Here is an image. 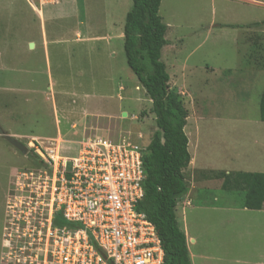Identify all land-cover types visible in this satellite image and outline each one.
Returning a JSON list of instances; mask_svg holds the SVG:
<instances>
[{
  "label": "rangeland",
  "instance_id": "obj_1",
  "mask_svg": "<svg viewBox=\"0 0 264 264\" xmlns=\"http://www.w3.org/2000/svg\"><path fill=\"white\" fill-rule=\"evenodd\" d=\"M254 1L260 5L234 0H162L159 16L167 26L165 39L170 46L161 50V61L168 63L169 89L180 94L189 118L205 111L204 100L197 94L189 96L190 84L177 77L171 66L172 47L182 43L178 59L185 60L187 72L201 80L203 75L237 69L245 45L231 44L232 36L214 39L217 32L209 36V27L264 21V0ZM131 5V0H0V264H23L29 255L18 249L28 239H16L14 225L1 222L3 201L12 194L13 175L18 172V182L22 171L44 167L33 149L25 157L4 136L25 146L30 138H38L46 147L57 138L60 153L70 155L82 136H108L147 147L157 130L151 101L127 67L123 52L120 34ZM262 85L239 97L240 104L246 103L242 110H232L230 105L241 94L232 96L233 100L228 95L222 116L210 122H253L259 117ZM210 140L207 151L214 146V158L220 151V135ZM186 174L191 175L185 173L191 186ZM24 188L19 190V200L30 195ZM242 199L235 189L199 188L193 215L191 208L183 212L176 207L180 229L187 234L194 224L201 234L200 245L189 244L194 264H264V240L254 237L252 224L245 222L258 212L242 209ZM205 227L211 228L205 231Z\"/></svg>",
  "mask_w": 264,
  "mask_h": 264
},
{
  "label": "built area",
  "instance_id": "obj_2",
  "mask_svg": "<svg viewBox=\"0 0 264 264\" xmlns=\"http://www.w3.org/2000/svg\"><path fill=\"white\" fill-rule=\"evenodd\" d=\"M48 143L30 138L24 145L44 167L22 171L17 182L21 192L27 187L30 193L19 200L15 231L16 239H28L18 248L29 253L22 263L163 264L157 230L136 211L144 194L146 147L82 136L73 153L62 155L57 138ZM55 216L65 225H54Z\"/></svg>",
  "mask_w": 264,
  "mask_h": 264
},
{
  "label": "trees",
  "instance_id": "obj_3",
  "mask_svg": "<svg viewBox=\"0 0 264 264\" xmlns=\"http://www.w3.org/2000/svg\"><path fill=\"white\" fill-rule=\"evenodd\" d=\"M123 26L126 65L151 101L156 131L142 156L143 197L136 211L154 225L161 240L163 264H191L185 234L179 229L176 203L188 191L182 174L190 162L184 133L187 111L179 96L169 89V75L161 61L167 45V26L159 16L161 0H131ZM263 26L264 21L253 24ZM259 120L264 122V89L259 99ZM221 190H238L241 208L259 211L264 204V173L219 174ZM54 225L65 222L55 216Z\"/></svg>",
  "mask_w": 264,
  "mask_h": 264
},
{
  "label": "crops",
  "instance_id": "obj_4",
  "mask_svg": "<svg viewBox=\"0 0 264 264\" xmlns=\"http://www.w3.org/2000/svg\"><path fill=\"white\" fill-rule=\"evenodd\" d=\"M234 1L242 4L260 5V3L254 0ZM259 22L260 21H253L242 24L221 23L212 24L209 27V36H211L214 31L217 32L216 36H213L214 39L232 36L229 38L231 44L236 43L237 45H245L246 51L242 54L243 62L237 69L226 70L220 74L213 73V75L209 76L203 75L202 80L200 77L187 72L189 68L184 65L186 61L180 62L178 59V52L182 48V43L178 48L175 46L172 47V58L174 60H172L171 63L172 68L176 71L178 78L184 79L183 82H185V84H190L188 88L192 90V92H188V95L197 94L202 96L205 107V111L201 114L195 113L196 117L194 118H189L187 115L186 125L184 127V133L188 139L187 150L190 155V162L187 168L183 169L182 174L185 181V173L191 175L189 176L186 174L187 178H191V186L187 185L188 191L186 195L179 199V203L176 206L181 207L183 212L185 209L191 208L193 215L194 211L197 209L196 207H192L193 199H195L196 191L199 190V188H216L221 190L222 179L217 178L219 174L264 173V122L259 120V117L253 122H210V120L214 121L216 117L222 116L223 113L221 112V108L225 105L224 102L229 99L228 95H231L232 98V96L236 97L241 94L236 97L237 99L232 98V100H236V103L232 102L230 105L232 110H242L245 108L246 103L240 104L239 97L250 95L255 88H258L261 84H263L262 86L264 89V25H253ZM80 24L79 22V25ZM226 31L233 34L221 33ZM120 36L123 39V33L120 34ZM180 41L183 40L180 38ZM168 46H170V44L167 40V45L164 46L163 49ZM164 64L168 71V63L165 62ZM206 70L214 72L213 69H209L208 67H206ZM226 72L228 75L224 74ZM232 87H234L235 90ZM263 89H261V93ZM174 92L179 95L181 99L180 94L176 91ZM210 127H220L221 129L210 130ZM216 135H220V151L212 158V154L215 153V147L213 146L207 151V145L211 143V140H207ZM210 151L211 157L209 155ZM210 172L218 173V175H216V177L204 176ZM185 202H189V205L185 206ZM257 212L258 213L251 218L245 219V222L252 224L254 237L264 240V214L261 210ZM187 220L186 218V222ZM210 228L211 227H205V231ZM197 229V226L194 224L191 227V231L189 228L187 229V234L180 229L185 234L191 264H194V262L189 244L196 246L198 244L200 245L201 241V234ZM199 256L200 258L203 257L201 254Z\"/></svg>",
  "mask_w": 264,
  "mask_h": 264
},
{
  "label": "flooded vegetation",
  "instance_id": "obj_5",
  "mask_svg": "<svg viewBox=\"0 0 264 264\" xmlns=\"http://www.w3.org/2000/svg\"><path fill=\"white\" fill-rule=\"evenodd\" d=\"M25 157H28V155H25ZM17 179H18V172L15 171V175H13V181L11 182L12 183V190H11L12 194L11 195L8 194L7 199H4L3 206H2V216H1L2 223L3 221H5V223H7L8 225H11V224L14 225V233L17 228V218H18L19 211H20V205H19V199H18L19 189L17 186ZM4 198H5V195H4ZM5 203H7L6 210H4ZM5 229L7 228L5 227L1 228V231Z\"/></svg>",
  "mask_w": 264,
  "mask_h": 264
},
{
  "label": "water",
  "instance_id": "obj_6",
  "mask_svg": "<svg viewBox=\"0 0 264 264\" xmlns=\"http://www.w3.org/2000/svg\"><path fill=\"white\" fill-rule=\"evenodd\" d=\"M32 47V44H31ZM0 136H3V130L0 128ZM5 140H7V142H9L14 148H16L21 154L23 155H27V148L21 144L20 142L16 141L15 139H13L10 136H4Z\"/></svg>",
  "mask_w": 264,
  "mask_h": 264
}]
</instances>
